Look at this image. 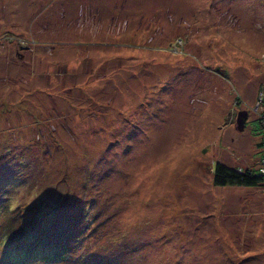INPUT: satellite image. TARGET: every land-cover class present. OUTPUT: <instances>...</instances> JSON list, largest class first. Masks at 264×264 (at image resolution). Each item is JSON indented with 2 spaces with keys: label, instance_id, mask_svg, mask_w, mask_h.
Instances as JSON below:
<instances>
[{
  "label": "rangeland",
  "instance_id": "obj_1",
  "mask_svg": "<svg viewBox=\"0 0 264 264\" xmlns=\"http://www.w3.org/2000/svg\"><path fill=\"white\" fill-rule=\"evenodd\" d=\"M263 92L264 0H0V264H264Z\"/></svg>",
  "mask_w": 264,
  "mask_h": 264
},
{
  "label": "trees",
  "instance_id": "obj_2",
  "mask_svg": "<svg viewBox=\"0 0 264 264\" xmlns=\"http://www.w3.org/2000/svg\"><path fill=\"white\" fill-rule=\"evenodd\" d=\"M262 101L264 102V92H263ZM263 114L264 112L261 114V117L256 119V122L260 125V127L263 129L264 132V118L262 117ZM258 145L260 147L261 146L264 147V135L262 137L261 142H259ZM213 181L214 184L217 186L237 185L244 187L264 188V173L261 171V169L257 167L245 168V169L240 167L233 168L221 162H217L215 163L213 168ZM38 207H40V205L37 206L36 209H39ZM34 209H32L31 211L33 212ZM41 211H43L45 216H41V214H38L36 217L33 218L31 214V217H29L27 213L22 214L18 211V209H16L17 213L13 212V210L11 209V207H9L6 200H4L3 198L0 200V216L6 218L5 225L3 227L0 226V234H1L0 244L2 245V249H5L6 251L5 254H8V252L11 249L17 248L16 250L18 252L16 253L17 256L20 257L25 253L28 254L32 253L31 250H33L34 247L35 249L37 248L36 250L38 252V250H40L45 246L44 243V240L46 239L45 231L47 230H43V228H41L37 223H40L41 221L47 222L48 218L46 216L47 211H44L42 209ZM33 214L35 213L33 212ZM85 214H88L87 219L86 218L85 219L86 221H89L90 220L89 213H85ZM16 221H18V223H15ZM39 235H41L42 237L40 238ZM61 239L63 240L62 234L55 236L54 239L52 238L49 239L50 247H48V249H49V253L51 254V258H56V253H55L56 246H60L58 245V242L62 241ZM27 242H31V243H27ZM24 243L27 244L20 246ZM40 244L43 245L38 248L37 246H39ZM20 248H23L24 251L20 250ZM58 250H60V248H58ZM44 254L48 255V251H46V253ZM32 255L34 254L32 253Z\"/></svg>",
  "mask_w": 264,
  "mask_h": 264
},
{
  "label": "water",
  "instance_id": "obj_3",
  "mask_svg": "<svg viewBox=\"0 0 264 264\" xmlns=\"http://www.w3.org/2000/svg\"><path fill=\"white\" fill-rule=\"evenodd\" d=\"M239 118H238V123H239V129H242L245 127V121H244V118L246 117L247 115V112L246 111H242L239 113Z\"/></svg>",
  "mask_w": 264,
  "mask_h": 264
},
{
  "label": "built area",
  "instance_id": "obj_4",
  "mask_svg": "<svg viewBox=\"0 0 264 264\" xmlns=\"http://www.w3.org/2000/svg\"><path fill=\"white\" fill-rule=\"evenodd\" d=\"M262 117L264 118V114L262 115ZM261 171L264 173V166H261Z\"/></svg>",
  "mask_w": 264,
  "mask_h": 264
}]
</instances>
